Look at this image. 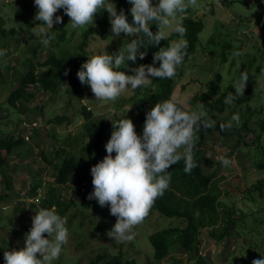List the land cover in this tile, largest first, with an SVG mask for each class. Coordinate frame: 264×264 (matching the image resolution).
<instances>
[{
  "label": "trees",
  "instance_id": "1",
  "mask_svg": "<svg viewBox=\"0 0 264 264\" xmlns=\"http://www.w3.org/2000/svg\"><path fill=\"white\" fill-rule=\"evenodd\" d=\"M0 1L5 2V6L13 15L8 20L0 18V49L7 51L14 48L17 53L24 55L21 58V66L18 68H14L10 63L4 66L0 64V92L5 87L9 90L5 102L0 104V112L4 113H0V120L9 119L13 116L15 119L17 118V120H11V123L16 121L17 130L12 128L13 130L6 129L4 132H0V185L3 186V188L0 187V201L10 199L19 201L22 198L21 202L15 204L16 206L14 205L13 212L17 215L23 214L22 218L28 221L32 220L39 208L52 209L54 207L56 212L63 218L66 217L70 209L76 206L83 210H101L103 208L99 206L95 199L89 200L87 198L89 193L93 191L91 171L85 170L86 182L82 184L80 182L75 183L78 168L82 165L92 167L107 155L105 145L111 137L113 123L129 118L133 119V122H137L135 125L137 128L145 122L146 113L156 103L165 100L173 101L174 87L177 81L185 75L186 64L197 52L205 24L201 19L189 15L181 21L187 30L183 39L188 42V47L187 55L182 66L178 68V74L174 79H153L150 87L138 88L135 97L123 102L130 103V107L133 106V108L130 111H123L125 105H120L119 109L123 112V116L115 114L114 119L107 116L98 118L95 115L97 111L91 106L80 104L81 110L74 115V119H81L83 121L82 126L73 135L69 134L67 143L57 144L58 134L52 132L51 127H53V130L59 127H68L73 122V116L70 119L69 116L59 115L55 108H51L52 111L49 109L44 114L42 113L43 117L48 115V129L42 124L36 125L35 123L31 125L34 121L25 124L22 116H29V113H35L37 110L43 112L44 106L30 110V105L35 101L40 91L45 95H69L79 103L89 97V101L93 105V102L97 103L92 92L89 95L85 94L89 88L82 87L77 72L80 70L81 65L89 59L87 49L90 40L95 36L96 39L99 37L101 40L112 37L108 13L104 10L95 14L97 17L95 24L82 32V40L71 48L66 47L70 41L68 36L71 38L77 32V29L71 28L70 18L63 12V22L49 30V34L55 33V38L50 41V45H53L54 49L50 51L49 57L41 62L38 60L39 50L45 45L41 43V35L36 36V38L33 35V29L41 23L35 20L38 9L35 7L34 0H15L12 3L9 0ZM110 2L116 4L118 11L124 9L127 19L131 23V5L128 0H110ZM254 3L257 6H262L256 2ZM150 30L156 32V25H151ZM123 37L125 36L122 34L120 36L121 41ZM144 39L145 44L141 51H146L147 54L143 60L138 57L134 64L127 62L130 68L138 67L141 64H152L153 55L159 50V47H168L170 43L180 39V37L174 32L170 37L161 41L159 46H148L146 38ZM225 43L224 50L232 48L231 43ZM49 48L51 50L52 46H49ZM6 57L7 53L2 59ZM222 60L224 62L227 60L225 52H223ZM156 66L159 67V62ZM66 69H70L67 76L64 75ZM121 71L126 70L121 69ZM128 74L132 73L128 72ZM234 91L233 85L228 86L224 91H220L215 82H209L188 100V105L191 107L201 104L208 117L214 115V113L222 115L229 106L224 103V100L229 92L235 94ZM233 104L235 107L245 106L247 105V99L243 96L239 97ZM180 106L183 110L190 112L186 107ZM258 115L259 120L256 124L260 128L259 131L250 127V116H241L242 124L237 128L239 133L236 145L224 156L230 159L234 153L243 152V145L241 146V144L249 146L247 142L244 143L243 138L253 134L256 137L254 140V152L256 153L253 156V162L254 164L257 163V171L264 173V115L262 109L258 112ZM216 122L215 127L207 130L202 129L197 133L199 141L194 148V159L198 167L194 168L191 174L184 172L183 160L168 169L171 172L170 188L164 193L163 197L156 200L148 217L154 213H159L167 218L178 219L182 222V225L165 228L148 237L154 250V263L147 264H163L164 261L168 264L172 262L174 264L179 263L178 261L182 260L177 258V255H171L174 251L189 256L190 261L195 264H213L209 256H204L200 252L204 244L202 236L205 232L208 234L207 243L220 245L225 249L232 245L236 247L246 245L245 250H256L257 253H264V208L261 207L256 211H252L248 206L249 203H257L256 195L264 200V178L257 180L254 185L246 190L240 189L239 186L234 188L235 192L232 197L243 196L240 203L244 205L242 208H238L235 204L232 206L225 204L220 198L222 193L219 190V181L216 178L220 177L222 173L220 171L226 170L228 167H224L218 160L215 162L216 166L210 172L204 168L205 145L209 140V136L218 133L221 137H224L227 132V130L221 131L219 127L221 123H226L224 120H217ZM136 132L138 135L143 133H140L139 130H136ZM25 134H28L29 138L26 139ZM45 135L51 137L52 149L49 154L45 150L37 151L41 148V145L36 144V142ZM78 145L81 147L79 156L76 154ZM36 152H39L37 155L42 156L44 161L52 168L54 182L49 184L48 187L47 184L44 186L40 179L41 172L38 171L33 176L31 190L28 194L21 196L20 191H16L13 178H11L12 171L17 167L14 166L12 159L15 155L30 156ZM113 156H115V153H113ZM246 165L248 166V164ZM74 183L77 188H74L72 192L73 198L65 199L62 193L70 184ZM24 197L25 199L28 198L29 214L24 208L26 204ZM81 214L83 212H80V216ZM31 215L32 217H30ZM76 215L77 213L72 217ZM9 222L12 226L16 225L14 218L10 219ZM2 224L3 219L0 218V226ZM251 224L253 229L250 228ZM31 227V225L25 227L26 233L29 232ZM19 230L13 229L16 232ZM45 236L47 237V234ZM250 238L252 239L249 240ZM113 242L111 241V245L103 249L107 251L110 248L117 250L119 246L116 247L115 244H112ZM80 244L81 246L84 245L83 242ZM258 245H260V248ZM120 246L123 248V245ZM107 251L97 254L90 260L89 264H138L137 260L127 258L120 250L118 253ZM223 254L224 252L221 253V255ZM0 264H4V261Z\"/></svg>",
  "mask_w": 264,
  "mask_h": 264
},
{
  "label": "rangeland",
  "instance_id": "2",
  "mask_svg": "<svg viewBox=\"0 0 264 264\" xmlns=\"http://www.w3.org/2000/svg\"><path fill=\"white\" fill-rule=\"evenodd\" d=\"M9 2H15V0H9ZM157 0H153L156 3ZM205 7L199 9H191L187 11L183 18L189 16H195L201 19L205 24V29L200 36L201 43L198 46L197 52L191 57L186 64L185 75L180 78L172 94V99L175 102H179V105L186 107L190 112L200 111L202 105L197 104L195 106H189L188 100L198 92L202 86L209 82H215L218 85L220 91H224L228 86L234 85L236 81L240 79L241 73H247L249 80L246 84L244 98L247 99V105L235 107L231 104L227 107L224 114L209 116L214 120H224L226 123L231 120L233 114L238 113L241 116L249 117L250 127L259 131V126L256 122L259 120L258 112L261 111L264 115V7L257 6L253 0H199ZM5 2L0 1V18L8 20L12 18V12L5 6ZM63 10L60 9L56 15L62 16ZM96 15L94 18V24L96 22ZM54 24V26H58ZM93 24V25H94ZM175 25L173 24V27ZM90 26H84L78 28L77 32L71 36H68L70 41L66 47H74L82 40V32L87 30ZM40 25H37L33 29L34 38L40 36ZM165 31L169 33L170 37L174 31L166 28ZM132 37H123L122 41L120 36L108 38L107 40H101L96 36L89 42L88 53L89 58L93 55L111 54L116 50H122L126 48L127 44L131 41ZM176 39L175 41H179ZM229 42L232 45L231 49L224 50L223 47ZM23 44L24 41H22ZM49 46H52L50 50ZM54 46H44L39 50L38 60L45 61L50 55V51H53ZM65 49V46H64ZM223 52H225L227 60L224 62ZM235 52H240L242 55L235 56ZM7 57L5 59L0 58L1 66L7 63L12 64L14 68L21 66V58L24 56L21 53H17L14 48L6 51ZM4 72V71H3ZM12 73V72H11ZM6 79L8 80L7 76ZM6 80V82H7ZM82 85V84H81ZM83 88H89L85 92L89 95L91 91L90 86L82 85ZM130 87L123 92L115 102L112 101H96L94 105L89 101V97L85 98L82 103H79L73 97L63 94L45 95L41 91L38 93L35 101L30 105V110L44 106L43 112L37 110L35 113H29V116H22L25 124L31 123V125H44L46 129L49 128L47 123L48 115L43 117V114L51 108H55L59 115L73 116V122L68 127H59L54 130L51 127L52 132L58 134L57 144H64L68 142L69 134L76 133L83 124L81 119H74V115L80 112V104L91 106L97 111L96 117L101 118L104 116L114 119L116 115L123 116V112L119 109L120 105H125L123 111H130L133 106L130 107V103H123L127 99H131L136 96V91ZM9 94V90L5 87L0 92V104L5 102L6 96ZM130 108V109H129ZM204 110V109H203ZM4 114L3 112H0ZM43 113V114H42ZM125 115V114H124ZM19 117V116H18ZM31 118V119H30ZM17 120L14 116L9 119L0 120V132H4L6 129L15 128L17 130ZM132 121H134L132 119ZM134 126L137 122H133ZM35 126V125H34ZM144 123L135 127L140 133L143 132ZM237 126L233 123V127L227 130L224 137H221L218 133L209 136V140L205 145V164L204 168L210 172L215 166L220 156H224L226 152H230L231 148L236 145L238 140ZM244 132V131H243ZM26 139L29 138L28 134H25ZM49 138V139H48ZM255 135L249 134L243 138L244 143L247 142L249 146H245L243 143V152L234 153L229 160H231L230 166L225 170L223 169L220 177L216 180L219 181L218 187L221 191V199L225 204L232 206L235 204L238 208L243 207V196L232 197L235 192L234 188L239 186L240 189H247L254 185L257 180L264 178V173H259L256 164L253 162V156L255 155ZM31 141V139H30ZM29 141V142H30ZM63 141V142H62ZM41 145L39 150H45L48 154L51 148V137L45 135L38 139L36 144ZM26 151V150H25ZM182 151V149H181ZM41 152V151H40ZM76 154L79 156L81 153V147H76ZM19 156L15 155L14 166H17L11 174L16 191H20L21 196L28 194L32 188L33 176L36 172L40 171V179L43 185L47 187L54 182V172L49 164L44 161L42 156L37 155ZM226 158V156H224ZM248 164V166L246 165ZM91 167H85L82 165L78 168L76 174V182H86L85 170H90ZM220 174V173H219ZM70 184L62 193L65 199L73 198L72 192L77 186ZM3 188V186L0 185ZM46 187V189H47ZM48 191V190H47ZM20 196V197H21ZM257 203H249L248 206L252 211H256L258 208H264V200L256 195ZM255 199V200H256ZM31 200V199H29ZM22 198L17 200L0 201V218L3 219V224L0 226V263L4 261V251L20 250L25 246V227L32 226V220H25L22 218L23 214H15L13 207L18 202H21ZM236 201H238L236 203ZM24 205L27 213L30 212L28 205V198L24 197ZM16 206V205H15ZM101 210H89L80 209L78 206L70 209L66 215L67 224L66 227L69 231L68 243L63 246L62 253L58 260L51 261L50 264H89L90 260L97 254L106 252L103 248L115 244L119 246L117 250L110 248L109 252L118 253L119 250L129 259H135L138 264L154 263L153 256L154 250L151 247L148 237L153 233L161 231L169 227H179L182 222L178 219H171L154 213L152 216L144 220L143 223L135 226L134 231L136 233L135 238L127 243H119L107 235V232L112 229L116 223V217L110 214L109 207H102ZM80 212H83L80 216ZM75 213L77 215L72 217ZM29 214V213H28ZM32 217V215L30 216ZM15 220L16 225L12 226L9 222L10 219ZM85 218V219H84ZM2 223V221H1ZM252 224L250 228H252ZM19 230L18 232L13 229ZM256 237V236H255ZM204 244L201 247V254L209 256L213 264H252L254 259H264V253H257L256 250H245L246 245H235L223 248L220 245L207 243L208 234L205 232L202 236ZM259 238V237H258ZM250 238L249 240H251ZM260 239V238H259ZM260 241V240H259ZM83 242V246H81ZM104 244V245H103ZM123 245V248L120 246ZM260 248V245H258ZM107 251V252H108ZM224 252L223 255L221 253ZM177 255V258L182 261H178L176 264H195L191 262L189 256L184 254H178L177 251L171 254ZM39 258V254H38ZM171 261V260H170ZM49 264V262H46ZM168 264V262H163ZM171 264H174L172 262Z\"/></svg>",
  "mask_w": 264,
  "mask_h": 264
},
{
  "label": "clouds",
  "instance_id": "3",
  "mask_svg": "<svg viewBox=\"0 0 264 264\" xmlns=\"http://www.w3.org/2000/svg\"><path fill=\"white\" fill-rule=\"evenodd\" d=\"M128 3L131 5V23L124 9L118 11L110 0H34L38 9L35 20L41 22L39 31L45 46L55 38V33L49 34V30L54 24L63 22V17L56 15L60 9L70 18L69 24L74 30L92 26L95 14L106 10L112 35L132 37L126 48L111 54L93 55L77 72L79 81L90 86L96 101L115 102L129 87L133 90L148 88L153 79H174L188 47V42L183 39L187 30L180 17L191 9L205 7L199 0H157L156 3L153 0H128ZM153 24L157 27L156 32L150 30ZM166 28L177 33L180 40L168 47H159L152 64L130 68L127 62L134 64L138 57L143 60L147 54L141 51L144 38L148 46H159L169 35ZM5 55L6 50L0 49V58ZM234 55L239 57L242 53L235 52ZM69 72L70 69H66L64 75ZM248 80V74L242 72L233 85L235 94L229 92L224 103L231 105L244 96ZM216 123L207 116L203 106L198 112H188L172 100L156 103L146 113L142 135L137 134L129 118L113 123L111 137L105 145L107 155L90 169L93 191L87 197L95 199L100 207H109L110 214L116 217V223L107 232L109 237L119 243L135 238V226L144 222L156 200L170 188L171 172L168 169L183 160L184 172L191 174L198 167L194 159V148L199 141L197 133L215 127ZM233 123L237 127L242 124L238 113L219 127L221 131L230 130ZM219 160L224 167L231 164L224 156ZM66 224V218L54 207L39 208L25 235L24 248L4 251V264H50L58 260L63 246L68 243ZM252 264H264V259H254Z\"/></svg>",
  "mask_w": 264,
  "mask_h": 264
},
{
  "label": "built area",
  "instance_id": "4",
  "mask_svg": "<svg viewBox=\"0 0 264 264\" xmlns=\"http://www.w3.org/2000/svg\"><path fill=\"white\" fill-rule=\"evenodd\" d=\"M254 2H256L259 5L264 6V0H253Z\"/></svg>",
  "mask_w": 264,
  "mask_h": 264
}]
</instances>
